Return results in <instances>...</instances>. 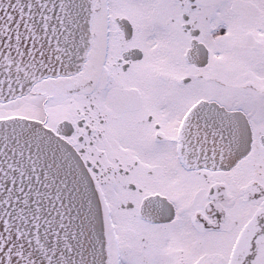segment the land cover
<instances>
[{
    "label": "snow or ice",
    "instance_id": "1",
    "mask_svg": "<svg viewBox=\"0 0 264 264\" xmlns=\"http://www.w3.org/2000/svg\"><path fill=\"white\" fill-rule=\"evenodd\" d=\"M0 264H264V0H0Z\"/></svg>",
    "mask_w": 264,
    "mask_h": 264
}]
</instances>
